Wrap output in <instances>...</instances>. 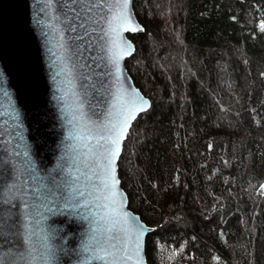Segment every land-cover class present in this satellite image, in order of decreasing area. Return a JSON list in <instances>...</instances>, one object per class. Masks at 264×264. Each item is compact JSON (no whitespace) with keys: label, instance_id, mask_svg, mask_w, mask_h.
<instances>
[{"label":"trees","instance_id":"1","mask_svg":"<svg viewBox=\"0 0 264 264\" xmlns=\"http://www.w3.org/2000/svg\"><path fill=\"white\" fill-rule=\"evenodd\" d=\"M133 6L145 28L125 64L152 104L118 172L130 208L156 226L148 263L264 264V0Z\"/></svg>","mask_w":264,"mask_h":264},{"label":"water","instance_id":"2","mask_svg":"<svg viewBox=\"0 0 264 264\" xmlns=\"http://www.w3.org/2000/svg\"><path fill=\"white\" fill-rule=\"evenodd\" d=\"M69 7L75 8L76 11H69ZM130 7L135 21L144 29L135 14L133 0ZM63 11L67 12L68 17L74 18L71 24L63 23L65 16L60 11L58 3H54L49 8L44 0H0V72L4 74V87L11 92L10 97L0 93V130H2L0 131V186L12 183L11 165L4 161L21 164L24 158L17 157L15 153L22 152L23 146L28 145L36 172L21 177L19 183L23 187L19 195L29 203L38 194L47 196L52 201V203L45 201L52 211L41 209L46 219L37 217L41 219V226L48 234L51 243L58 249L59 259L53 260L51 264H85L82 258L75 254V250L88 239V222L82 219V213L90 215V212L88 209L65 207L58 199L61 190L67 191L64 189L65 179H73L78 175L77 166L83 168L80 163L82 159L80 153L85 151L84 141L78 140L77 137L88 134L85 124L96 131L97 125H103L111 119L109 112L112 108V93L120 85L129 91L138 90L149 103L146 111L152 103L134 83L125 64L136 51V44L129 35L143 31L123 33V36L131 42L133 51L122 61L124 74L120 84H117L114 76L108 74L107 61L101 59L105 56V51L101 48L104 44L101 36L104 33L100 29L104 25L102 16L109 15L107 9L101 5L93 7L89 12L86 8L81 10V6L76 4L66 6ZM77 13L79 17L75 18ZM57 16L59 19L55 18ZM82 23L84 27H81ZM50 24L54 27L50 28L48 26ZM73 25L75 31H59ZM61 35L66 44L73 45L70 53L58 47ZM60 55H71L72 64L68 67L72 68L75 90L79 93H87L86 96L80 97L84 101L86 113V120L83 122L73 120L71 109L67 107V104L72 102L71 98L67 104L64 100L58 99L63 95L58 89L65 87L63 84H57L65 79L64 74L57 75L62 66V62L57 59ZM143 112L138 113L131 121L127 136L132 124ZM17 113L18 118H16ZM127 136L122 143L121 154ZM119 159L117 175L120 180L119 188L126 196L125 210L133 214L134 224H143L148 229L143 237L142 246L145 264H149L145 252V240L147 234L155 230L156 226L147 224L139 213L129 207L128 194L121 185L118 172ZM60 165L64 167L61 168ZM36 188L40 190L39 193L34 192ZM13 192H16V189H13ZM20 230L15 229V231ZM20 240L19 236H12L10 241L0 236V251L9 248L13 252L22 250ZM86 264H101V262L93 260L87 261Z\"/></svg>","mask_w":264,"mask_h":264},{"label":"snow or ice","instance_id":"3","mask_svg":"<svg viewBox=\"0 0 264 264\" xmlns=\"http://www.w3.org/2000/svg\"><path fill=\"white\" fill-rule=\"evenodd\" d=\"M44 3L49 8L54 3L60 4V11L65 16L64 24H71V20L74 19L68 17L67 12L63 11L66 6L79 4L81 10L86 8L89 12L93 7L101 5L107 9L109 15L102 16L104 25L100 29L104 33L101 36L104 40L101 48L105 51V56L101 59L107 61L108 74L114 76L116 83L120 84L124 74L122 61L133 51L131 42L123 36V33L144 31L142 26L135 21L130 7L131 0H44ZM69 11L75 12L76 9L69 7ZM78 17L79 13L75 18ZM55 18L59 19V16ZM48 26L54 27L51 24ZM81 27H84L83 23ZM260 28L264 31V24H261ZM75 30L73 25L59 31L72 32ZM58 47L70 53L73 45L66 44L61 35ZM57 59L62 62L61 71L57 75L64 74L65 76L64 80L57 82V84L65 85L64 88L58 89L63 92L58 99L64 100L67 104L71 98L72 102L67 104V107L71 109L72 118L83 122L86 120V113L84 101L80 97L81 95L86 96L87 93H79L75 90L72 68L68 67L72 64L71 55H60ZM73 67H75L74 64ZM4 83V74L0 72V93L10 97L11 92L4 87ZM112 96V108L109 112L111 119L103 125H97L98 130L96 131L85 124L88 134L77 137L78 140L84 141L85 151L80 153L82 156L80 163L83 168L77 166L78 175L73 179H65L64 189L67 191L61 190L58 199L65 207L88 209L90 212V215L82 213V219L88 222V239L75 250V254L81 257L85 264L93 260L100 261L101 264H145L142 240L148 229L143 224H134L133 214L125 210L126 196L119 188L117 161L120 158L122 143L127 136L131 121L138 113L146 111L149 103L139 94L138 90L129 91L122 85L116 88ZM16 118H18V113ZM17 147L20 146L17 145ZM29 153L28 145H24L22 152L15 153L17 157L24 158L21 164L15 161H4L11 165L12 183L0 186V236L9 241L12 236H19L22 250L13 252L9 248L6 251H0V264H21V262L23 264H51L53 260L59 259L57 247L51 243L48 234L41 226V219H46L41 209L46 208L52 211L45 203L46 200L48 203L52 201L47 196L38 194L29 203L19 195L23 187L19 183L21 177L36 172L35 163ZM69 176H71V170H69ZM13 189H16V192H13ZM39 191L38 188L34 189L36 193ZM17 228L21 230L15 231ZM42 233L44 234L41 235ZM59 251L65 250L59 249Z\"/></svg>","mask_w":264,"mask_h":264},{"label":"rangeland","instance_id":"4","mask_svg":"<svg viewBox=\"0 0 264 264\" xmlns=\"http://www.w3.org/2000/svg\"><path fill=\"white\" fill-rule=\"evenodd\" d=\"M143 3V2H142ZM141 11H143V13H142V15H144V16H148L146 13H149V10L148 9H146L145 7H144V10L143 9H141ZM136 12H137V9H136ZM136 14V13H135ZM146 14V15H145ZM137 16V15H136ZM142 17V16H141ZM141 17H138L137 16V19L139 20V22L142 24V22H141ZM143 25V24H142ZM145 28V27H144ZM143 63L142 62H140V65H142ZM139 64H137V66H136V68H138V66H140ZM129 72V71H128ZM131 75V74H130ZM132 77V76H131ZM135 83V82H134ZM136 84V83H135ZM138 86V85H137ZM140 89H141V87L140 86H138ZM141 91H142V89H141ZM143 92V91H142ZM144 93V92H143ZM147 96V95H146ZM233 160H236V161H239V163L242 165V166H244V165H246V160H244V159H241L239 156H235V158H233ZM244 190L245 191H247V189H245L244 188ZM130 207V206H129ZM132 209V208H131ZM133 210V209H132ZM134 211V210H133Z\"/></svg>","mask_w":264,"mask_h":264}]
</instances>
